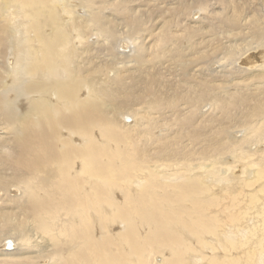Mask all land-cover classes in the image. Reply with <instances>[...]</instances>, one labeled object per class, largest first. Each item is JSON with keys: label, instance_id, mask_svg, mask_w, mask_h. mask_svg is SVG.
<instances>
[{"label": "bare ground", "instance_id": "obj_1", "mask_svg": "<svg viewBox=\"0 0 264 264\" xmlns=\"http://www.w3.org/2000/svg\"><path fill=\"white\" fill-rule=\"evenodd\" d=\"M1 1L0 58L26 78L0 94V173L17 164L0 260L15 237L27 263L264 264V148L246 149L264 144V0H178L179 21L147 31L153 0ZM165 77L167 94L142 88Z\"/></svg>", "mask_w": 264, "mask_h": 264}, {"label": "rangeland", "instance_id": "obj_2", "mask_svg": "<svg viewBox=\"0 0 264 264\" xmlns=\"http://www.w3.org/2000/svg\"><path fill=\"white\" fill-rule=\"evenodd\" d=\"M141 1V0H140ZM158 1L159 2V0H153L152 2H151V6H150V8H151V10L152 11H146V13H145V15H143V16H141L142 18L140 19L141 20V23H140V25H141V28L144 30V31H147V29L148 30H150L149 28H151V29H154V30H156L160 25H165V26H167V28L170 26V24H171V27H172V25H173V21H175V22H178L179 21V19H178V15H176L175 14V12H178L179 10L181 11V3L178 1V0H162V1H164L163 3L161 2V3H156V2ZM161 1V0H160ZM165 1H166V3H169L170 2V7H171V10L170 9H168L167 11H165L164 10V8H162V4H164L165 3ZM168 1V2H167ZM181 1V0H180ZM241 1H243V2H245V3H251L250 5H252L253 4V2L251 1V0H241ZM2 3H5V5H6V3H7V0H2L1 1ZM145 2V3H144ZM153 2H155V6H157V7H155L154 5H153ZM237 2V4H238V1H236ZM235 0H234V2L233 3H231V8H232V4L233 5H235ZM140 3H142V2H140ZM143 3L144 4H146V5H149L150 3H146V1H143ZM175 3V4H174ZM177 3V4H176ZM219 3H220V1H219ZM145 5V6H146ZM153 5V6H152ZM236 6V5H235ZM178 8H179V10H178ZM250 8V7H249ZM166 12V14H163L164 13V11ZM163 12V13H162ZM161 14V15H160ZM138 14H135V16H137ZM139 15H141V14H139ZM148 15V16H147ZM151 15H152V17H151ZM160 15V16H159ZM147 17V18H146ZM155 17H157V18H155ZM162 17V18H161ZM174 17V18H173ZM183 17H184V14H183ZM145 18V19H144ZM150 18V19H149ZM156 20H155V19ZM164 18V19H163ZM169 18V19H168ZM130 19V18H129ZM128 19V20H129ZM152 19V20H151ZM146 20V21H145ZM158 20V21H157ZM150 21V22H149ZM157 21V22H156ZM164 21H166V23H164ZM147 22V23H146ZM154 23H156V24H154ZM159 23V24H158ZM146 24H147V26H146ZM150 24H152V25H150ZM145 25V26H144ZM263 27H264V25H262ZM261 32H260V34L262 35V38H263V36H264V29L262 30V28H261V30H260ZM127 34L128 33H126V37H130V35H128L127 36ZM218 40V42H221V40L218 38L217 39ZM12 42L14 43L15 42V39H13L12 40ZM12 42H10V43H8V45L10 46V48L11 47H13V43ZM21 44L22 43H18V45H16L14 48H13V51H15V52H19V50L21 49L20 47H21ZM183 43L180 41L179 42V45H182ZM213 44L215 45L216 43H215V41L213 40ZM7 45V46H8ZM217 45V44H216ZM215 45V46H216ZM20 46V47H19ZM220 47V46H219ZM218 47V50H221L220 48ZM16 48H19V49H16ZM12 49V48H11ZM115 49V47L113 48V50ZM21 53V52H20ZM14 57H16V54L14 55ZM13 57V62H11L10 64L8 63V62H6V60H3V59H1L0 58V72L1 71H3V69H5L6 71L3 73V75L0 77V81H1V85H0V94H4L5 92H6V90H8V89H10V88H12L13 86V88H19L20 87V85L24 82V79L26 78V76L25 75H21V74H18V76H20L19 78H17L15 81L16 82H14V80H13V78H14V73L16 74V71L14 70V67H15V62H16V60H15V58ZM155 57L156 56H152L151 58H152V60L154 61V59H155ZM154 58V59H153ZM166 58V57H165ZM164 58V59H165ZM10 60H11V58H8V61L10 62ZM4 63V64H3ZM3 64V65H2ZM14 65V66H13ZM5 66H7V69L5 68ZM13 68V69H12ZM10 71V72H9ZM179 71V70H178ZM7 72V73H6ZM14 72V73H13ZM18 72H20V71H18ZM17 72V73H18ZM10 73H11V75H10ZM12 76V77H11ZM92 76V75H91ZM91 76H89V78H91ZM245 76V75H244ZM11 77V78H10ZM158 77V76H157ZM28 78V77H27ZM167 77H165L164 78V80L162 81V80H157V79H155L154 81H153V79L152 78H150V79H147L146 78V80H143V86H142V88H144V89H146V90H149V91H155V89L153 88V84L158 88V84L160 85L161 83H164L165 85H167L168 83H170L171 81H173L171 78L170 79H168L169 81L168 82H166V79ZM237 78V77H236ZM20 79V80H19ZM236 80H239V78H237ZM5 81V82H4ZM19 81H20V83H19ZM145 81L147 82V84L145 83ZM153 81V82H152ZM7 82L9 83V87L8 86H6L7 85ZM159 82V83H158ZM161 82V83H160ZM4 83V84H3ZM15 83V84H14ZM151 83V84H150ZM153 83V84H152ZM3 84V85H2ZM146 86H145V85ZM179 84H181V83H179ZM13 85V86H12ZM147 85H148V87H147ZM170 85L171 86H173L174 87V84H172V83H170ZM170 85H167V89L165 88V87H163L162 85V88H163V92L165 93V94H167L168 93V89H172L173 87H171ZM147 87V88H146ZM222 87V88H221ZM150 88V89H149ZM219 88V89H218ZM221 89H224V87L223 86H218V87H216V89H214L213 91H212V93H211V95H214L213 97H215L216 96V94H218L219 92V90H221ZM19 90V89H18ZM165 90V91H164ZM217 90V91H216ZM139 92V94H143L142 92H140V91H138ZM246 92H248V91H246ZM257 92H259L258 91V89H257V91H256V94H257ZM216 93V94H215ZM255 94V95H256ZM137 95V96H136ZM136 95H134L135 96V100H138L137 102V105L139 104V102H141V98H140V96L138 95V94H136ZM144 95V94H143ZM220 95H222L221 93L218 95V96H220ZM139 96V97H138ZM238 97V96H237ZM30 98H32V97H30ZM121 98V99H120ZM119 98V100L122 102V101H124L123 99H125V101L127 100V97L125 96V94H124V96H121ZM148 98V95L146 94V99ZM239 98V97H238ZM255 98H256V96H255ZM140 99V100H139ZM17 100H18V98H17ZM5 101V100H4ZM255 102H257L256 100H253L252 101V103H251V100L250 101H247V103L246 104H244V106L243 105H241V107H240V109L238 110V115H236L238 118H240V116H241V113L239 114V112H242V110L245 112L246 110H250V109H253V107L254 106H252L253 104L255 105ZM3 105H4V111L5 110H7V109H9V110H13V109H11L10 107H8V106H11V105H8L7 104V102L5 101V102H1ZM10 103H12V102H10ZM28 103V102H27ZM7 104V105H6ZM250 104H252V105H250ZM251 106V107H250ZM8 107V108H7ZM13 107V106H12ZM246 107V108H245ZM142 108H143V105H142ZM249 108V109H248ZM145 109V108H144ZM199 109V110H198ZM208 109V106H207V104H201V107H198L197 108V112L198 113H203V112H205L206 110ZM17 110V109H16ZM8 111V110H7ZM15 111V110H14ZM13 111V113H17L16 115H13V116H15V117H17L16 118V120H22L23 121V123L24 122H26V120L28 121V123H29V126L28 127H30L31 129H33L32 128V125H31V120H32V117L31 116H33V114H31V115H29V109H25V110H23V111H21V113L19 112V110L17 111V112H14ZM25 112V113H24ZM24 113V114H23ZM22 114V115H21ZM127 115H129V114H127ZM20 116H22V117H20ZM25 116H30L29 118H27L26 119V117ZM130 117H131V115H129ZM20 117V118H19ZM24 117V118H23ZM21 121V122H22ZM122 121L123 122H126L123 118H122ZM223 122H219V121H213L214 122V124H211L212 122H210V124H211V126L213 125V126H215V127H217V126H219L220 124H223L222 125V127H224L222 130L223 131H225L226 129H225V127H227V123H225V121L224 120H222ZM127 124H130V123H132V117H131V121L130 122H126ZM218 123H220V124H218ZM216 124H218V125H216ZM22 127V126H21ZM30 128H28L29 129V133H28V135H30L31 136V129ZM14 131L13 132H15V133H13V134H17V135H21L20 134V131H22V128H20L19 127V124L17 125V127H15V129H13ZM17 130H18V132H17ZM182 131V130H181ZM10 132H11V130H10ZM227 132V134L225 133V132H223L222 134H221V136L220 135H216L214 138H215V140L216 139H218V138H220V137H232V136H234V134H233V132L232 131H226ZM240 133L242 134V132L240 131ZM0 134H2V130H1V132H0ZM240 134V135H241ZM224 135H226V136H224ZM229 135V136H228ZM218 136V137H217ZM78 138H80V137H78ZM81 139V138H80ZM253 146V147H252ZM255 148H258V149H262V148H264V144H262V145H250V146H246V149H249L250 151H253ZM4 151V148H2L1 149V151H0V153H2ZM9 152V151H8ZM223 161L224 162H231L230 161V156L228 157H226V158H224L223 159ZM223 161H221V162H223ZM239 163H237V165H238ZM14 165H17V164H15V162H14V160L13 159H9L8 160V162L6 163V165H5V167H7L8 168V171L7 172H1L0 173V180H1V177H2V175H3V173H7V174H10V173H12V167L14 166ZM238 167L236 166V168H235V170L234 171H236L237 173H236V176H238V175H240V173L236 170ZM221 172H222V170H220ZM229 172H231V171H229ZM239 173V174H238ZM229 174H231V173H229ZM2 183L3 184H5L3 181H2ZM17 189V187L16 186H13V187H11V188H8V196H10L11 198H14V197H16L17 195H21L20 193H22V192H20V190H22L21 188H19V189H17V191L15 192L13 189ZM13 191V192H12ZM13 195V196H12ZM61 218V217H60ZM16 223H18V221H15ZM21 224L23 223V224H25V225H27V226H29V228L30 227H32V224H31V222L29 223V222H25V221H21L20 222ZM58 223H60V220L58 221ZM26 226V227H27ZM56 228V227H55ZM11 231H12V229H11ZM6 235H4V236H1L0 237V241L2 240V239H6V238H8V237H5ZM13 236H14V234H13ZM9 239H11V237H9ZM14 239H16L15 237H12V242H13V247L15 246V249H13V251H11V256L9 255V260L11 261V262H7L6 261V264H20V262H21V264H47L48 263V261H49V259L46 257L47 255H45V257L42 259V258H40V259H38V260H34L33 262H31V263H27V260H23L22 258H19V255H20V251L18 250L19 249V244H14L15 242V240ZM60 240H62L61 238H60ZM73 244V243H72ZM3 250H4V248H3ZM15 250V251H14ZM19 252V253H18ZM167 253V252H166ZM13 254V255H12ZM17 254H19L18 256H17ZM13 256V257H12ZM15 257V258H14ZM18 258V259H17ZM16 259V260H15ZM42 259V260H41ZM45 259V260H44ZM161 256H155V259L153 258V260H154V263H158L159 261H161ZM18 260V261H17ZM43 261V262H42ZM4 261H1L0 260V264H5V263H3ZM23 262V263H22ZM46 262V263H45Z\"/></svg>", "mask_w": 264, "mask_h": 264}, {"label": "water", "instance_id": "obj_3", "mask_svg": "<svg viewBox=\"0 0 264 264\" xmlns=\"http://www.w3.org/2000/svg\"><path fill=\"white\" fill-rule=\"evenodd\" d=\"M5 246H6L7 248H10V247H11V243H10V241H7L6 244H5Z\"/></svg>", "mask_w": 264, "mask_h": 264}]
</instances>
